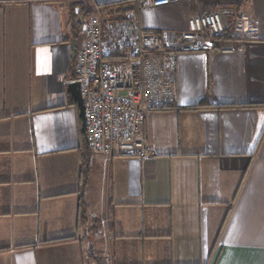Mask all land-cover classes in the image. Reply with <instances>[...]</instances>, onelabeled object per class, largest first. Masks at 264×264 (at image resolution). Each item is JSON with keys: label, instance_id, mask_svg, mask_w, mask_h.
I'll return each instance as SVG.
<instances>
[{"label": "crops", "instance_id": "1", "mask_svg": "<svg viewBox=\"0 0 264 264\" xmlns=\"http://www.w3.org/2000/svg\"><path fill=\"white\" fill-rule=\"evenodd\" d=\"M93 1L113 56L110 29L137 41L212 12L226 52L164 43L175 100L139 129L150 154L108 159L86 149L68 91L86 17L0 0V264H264V0Z\"/></svg>", "mask_w": 264, "mask_h": 264}, {"label": "built area", "instance_id": "2", "mask_svg": "<svg viewBox=\"0 0 264 264\" xmlns=\"http://www.w3.org/2000/svg\"><path fill=\"white\" fill-rule=\"evenodd\" d=\"M88 1L94 9V1ZM166 4L167 0L144 2L146 8ZM224 32L220 13L193 16L178 33L136 30L137 41H118L120 50L113 56L104 49L100 14L82 18L73 82L84 104L89 149L108 159L149 156L139 129L149 113L166 110L175 100L177 58L175 52L164 50V43L183 52H226L220 46Z\"/></svg>", "mask_w": 264, "mask_h": 264}, {"label": "trees", "instance_id": "3", "mask_svg": "<svg viewBox=\"0 0 264 264\" xmlns=\"http://www.w3.org/2000/svg\"><path fill=\"white\" fill-rule=\"evenodd\" d=\"M78 11L76 14H74L75 11ZM94 12V9L93 7L91 6L90 3H88V0H76V1H73L71 2L70 4V13H71V18L72 20H76L75 18L79 15L80 16V13L83 14L84 17H88L90 15H92ZM81 22H82V18H79L75 21V24H74V33H78V31L80 30V27H81ZM226 31V30H225ZM158 33V32H156ZM115 58V57H114ZM117 58V57H116ZM74 68V67H73ZM205 105H197V106H193V107H188V108H185V109H196V108H201ZM261 106V104H248L246 105L245 107H248V108H253V107H259ZM169 109V108H168ZM167 110V109H166ZM86 149L90 150L89 149V146H88V143L86 144Z\"/></svg>", "mask_w": 264, "mask_h": 264}, {"label": "water", "instance_id": "4", "mask_svg": "<svg viewBox=\"0 0 264 264\" xmlns=\"http://www.w3.org/2000/svg\"><path fill=\"white\" fill-rule=\"evenodd\" d=\"M68 91L77 105L78 116L81 121V132L85 136L86 127H85V116H84V104L81 98V93L79 89V85L76 82H71L68 84Z\"/></svg>", "mask_w": 264, "mask_h": 264}, {"label": "rangeland", "instance_id": "5", "mask_svg": "<svg viewBox=\"0 0 264 264\" xmlns=\"http://www.w3.org/2000/svg\"><path fill=\"white\" fill-rule=\"evenodd\" d=\"M110 30H111L114 34H117V35H115V37H116L117 39H119V40L121 39L120 42H122V43L124 42V41H123V35H122V33L119 31V29H110ZM105 35H107V36H108V35H111L108 29H105ZM120 35H121V36H120ZM118 36H119V37H118ZM115 42H116V41H115Z\"/></svg>", "mask_w": 264, "mask_h": 264}]
</instances>
